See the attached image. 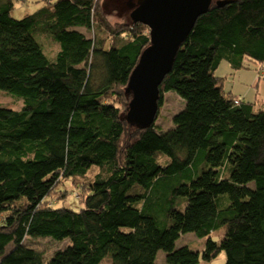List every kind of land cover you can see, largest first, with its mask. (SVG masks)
I'll return each instance as SVG.
<instances>
[{
    "label": "trees",
    "instance_id": "trees-1",
    "mask_svg": "<svg viewBox=\"0 0 264 264\" xmlns=\"http://www.w3.org/2000/svg\"><path fill=\"white\" fill-rule=\"evenodd\" d=\"M15 2L0 0V93L21 100L0 99V264H264V100L216 74L247 69L259 90L264 0L197 17L158 87V105L181 100L168 128L124 117L147 25L110 22L100 0L18 18ZM80 186L77 207L56 204ZM187 233L202 247L178 245ZM40 237L65 243L48 254Z\"/></svg>",
    "mask_w": 264,
    "mask_h": 264
},
{
    "label": "water",
    "instance_id": "water-1",
    "mask_svg": "<svg viewBox=\"0 0 264 264\" xmlns=\"http://www.w3.org/2000/svg\"><path fill=\"white\" fill-rule=\"evenodd\" d=\"M211 3L212 0H137L130 17L133 22L147 25L149 44L141 51L126 85L130 99L124 117L129 125L145 128L152 124L159 107L158 87L197 17Z\"/></svg>",
    "mask_w": 264,
    "mask_h": 264
},
{
    "label": "rangeland",
    "instance_id": "rangeland-1",
    "mask_svg": "<svg viewBox=\"0 0 264 264\" xmlns=\"http://www.w3.org/2000/svg\"><path fill=\"white\" fill-rule=\"evenodd\" d=\"M25 1V2H23ZM45 1V0H44ZM43 0H39V2L36 3H29V0H16L15 2V8L13 10V15L15 18L22 17L25 13H31L35 10V8L44 2ZM48 1V0H46ZM126 1V2H125ZM129 2V0H100V8L103 11L104 16L110 21H118L122 17L120 21L125 19V15L129 14L131 10H129V7L126 6V4ZM128 5V4H127ZM123 15V16H122ZM149 30V28L147 29ZM247 69L240 70L238 73L236 72H230L227 68L226 62H223L220 64L216 74L222 76L224 78V87L225 89H231L235 93L243 92L249 95L248 99L253 100V98H258L259 100H264V94L262 93V90L264 91L263 84H259L258 91L256 93V89L251 86V83L254 79V75L251 74ZM128 82V81H127ZM127 85V84H126ZM172 93V94H171ZM0 96H3L4 99L0 98L2 102H10L13 104V107H18L21 105V100L19 98L12 97L11 95H4L0 93ZM11 106L10 104H6ZM182 108L181 100L177 95L174 96L173 92L168 93L166 96H163L162 102L158 107V111L155 117V123L161 126V128H168L171 126V116L176 112L177 110H180ZM159 115V116H158ZM129 128V124L127 125ZM135 128L134 126H131ZM91 171L89 172V174ZM76 188V187H74ZM79 193L82 194V187L80 186L79 189H70V193L68 192V195L66 196L65 200L63 199H55L56 204H59L61 201L65 202L64 204L71 203L73 206H78L80 203V197ZM56 194V193H55ZM58 196V195H57ZM78 200L79 203H78ZM31 245L34 247H37L39 249L44 250L48 254L52 253L55 249L61 247L64 245L63 242H55L52 241L49 238H35L31 242ZM188 244L192 248H200L203 245V241L201 239H198L195 237L192 233L184 234L180 237L179 241H177L178 245L182 244ZM161 254L157 257L158 258V264H161L163 262V252H160ZM223 256L220 254L216 258L212 259L211 261H207L206 264H222L223 263ZM102 264H106V262H103ZM199 264H205V263H199Z\"/></svg>",
    "mask_w": 264,
    "mask_h": 264
},
{
    "label": "flooded vegetation",
    "instance_id": "flooded-vegetation-1",
    "mask_svg": "<svg viewBox=\"0 0 264 264\" xmlns=\"http://www.w3.org/2000/svg\"><path fill=\"white\" fill-rule=\"evenodd\" d=\"M127 4H126V6L129 7V10L132 11V9L137 5V0H129V2ZM131 11L129 12L128 16H130Z\"/></svg>",
    "mask_w": 264,
    "mask_h": 264
},
{
    "label": "crops",
    "instance_id": "crops-1",
    "mask_svg": "<svg viewBox=\"0 0 264 264\" xmlns=\"http://www.w3.org/2000/svg\"><path fill=\"white\" fill-rule=\"evenodd\" d=\"M23 2H25V1H23ZM31 2V0H29V3ZM262 84H263V86H264V81L263 82H261ZM261 83H259V84H261ZM259 86V85H258ZM263 99H264V97H263Z\"/></svg>",
    "mask_w": 264,
    "mask_h": 264
},
{
    "label": "bare ground",
    "instance_id": "bare-ground-1",
    "mask_svg": "<svg viewBox=\"0 0 264 264\" xmlns=\"http://www.w3.org/2000/svg\"><path fill=\"white\" fill-rule=\"evenodd\" d=\"M141 54V53H140ZM139 57H140V55H139ZM138 60H139V58H138Z\"/></svg>",
    "mask_w": 264,
    "mask_h": 264
}]
</instances>
